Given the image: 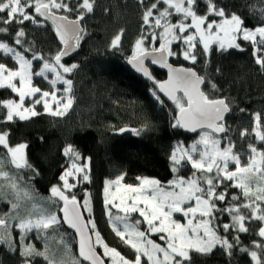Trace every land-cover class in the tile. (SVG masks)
<instances>
[{"label": "snow or ice", "instance_id": "snow-or-ice-1", "mask_svg": "<svg viewBox=\"0 0 264 264\" xmlns=\"http://www.w3.org/2000/svg\"><path fill=\"white\" fill-rule=\"evenodd\" d=\"M138 3L144 5L145 0ZM261 3L259 22L251 28L245 25L241 15L227 12L216 0H153L144 7L141 36L135 41L128 63L149 79L151 74L144 66L147 58H151L152 64L168 69V79L156 82L154 87L175 104L173 127L197 133L198 139L187 147L178 144L174 148L170 170L176 175L166 183L156 178L137 177L136 185L122 184L123 175L105 181L107 222L121 243L133 250V259L126 258L104 241L92 218L90 194L85 192L81 202L71 191L77 184L69 183V177L82 174V180L77 183L91 182L90 158L80 163L81 154L72 145L66 146L63 153L71 164L60 176L63 183L53 185L50 196L36 202L30 186L22 188L17 180L20 170L35 172L27 158V145H10L8 132H0V147L5 150L0 154V178L7 181L15 202L7 201L10 213L0 214V243L16 250L9 219L17 221L15 227L21 230V241L28 232L35 230L39 235L63 223L75 230L78 255L70 251V245L63 238L62 254H49L47 249L40 252L34 245L25 244L20 251L24 264H31L36 256H43L47 264H192V251L209 255L219 247L231 255L242 243L240 234L264 238V115L253 114L251 128L238 131L241 141L238 144L225 124V117L231 111L228 98L210 95L201 87L206 85L211 93H218L217 85L191 68H173L168 63V57L182 55L195 64L198 55L207 57L214 50L213 45L221 52L233 48L244 51L242 42L246 41L253 49L254 62L264 70V0ZM94 6L95 0H0V36L7 34L11 38V43L0 41V51L18 64L13 69L0 63V89H10L19 96L18 101L0 100V116L4 120L29 121L42 114L62 117L72 108L73 81L65 78L60 70L71 73L78 65L66 66L61 60L80 47L85 34L81 24ZM246 10L255 17V6H248ZM47 21L63 45L54 57L37 53L31 44L27 49L22 47L27 43L25 22L41 25ZM122 33L123 30L111 40V48L120 45ZM177 41L179 53L172 50ZM198 45L202 46L199 53ZM16 46H21L20 50ZM29 51L32 52L30 59L25 55ZM34 62H42L39 70H34ZM48 73L54 74L48 81L51 91L33 84L34 77L47 80ZM58 82L65 87L57 89ZM153 95L160 100L155 91ZM26 98L30 100L28 106ZM37 105L43 106V113L36 111ZM131 131L140 134V130ZM186 166H190V174L180 176V170ZM3 187L0 185V193ZM3 198L0 195V200ZM47 201L59 206L62 216L50 212L45 206ZM133 214H138V218ZM176 214L182 217L183 223L175 219ZM224 215L229 217V222L219 223ZM250 224L258 227L250 228ZM153 234L160 243L151 238ZM250 247L256 250L250 251ZM99 248L103 251H98ZM240 251L249 254L255 264H264V239L253 240L250 246L240 247Z\"/></svg>", "mask_w": 264, "mask_h": 264}, {"label": "trees", "instance_id": "trees-1", "mask_svg": "<svg viewBox=\"0 0 264 264\" xmlns=\"http://www.w3.org/2000/svg\"><path fill=\"white\" fill-rule=\"evenodd\" d=\"M151 2L153 0H145V4L141 5L138 0H95L93 12L88 13L82 22L85 34L78 51L61 61L72 63L78 58V67L68 76L73 81L74 102L65 116L42 114L29 121L16 119L13 122H8L0 116V132L9 133L10 145H27V158L35 172L29 169L20 170L17 179L22 186H30L33 195L40 202L50 196L53 185L63 183L60 176L71 164L63 153L66 146L72 145L81 154L80 163L90 158L91 182L77 183L82 180V174L77 175L74 179L77 186L71 191L81 202L85 192L90 194L92 218L95 219L101 236L110 246L130 259L134 258L133 250L121 243L107 222L104 205L105 181L123 175V180L127 183H135L137 177L142 176L153 177L166 183L176 175L170 170V155L175 146L180 143L188 145L198 136L197 133L189 134L179 127H173L177 112L175 104L169 103L158 93L154 87L156 83L143 79L126 64L135 41L141 36L143 9ZM216 2L227 12L241 15L247 27H254L259 22L261 0ZM248 6H255V17L246 10ZM203 8L201 4V14ZM23 27L27 33V43L22 46L24 49L31 44L37 53L45 57H54L61 49L53 26L48 21L41 25L25 22ZM121 30L123 33L120 45L113 49L110 42ZM0 41L11 43V38L5 34L0 36ZM158 45L157 41L155 46ZM16 47L18 50L21 48ZM201 47L198 45L197 53ZM242 47L244 51L233 48L221 52L218 46L213 45L214 50L207 57L198 55L195 64L185 60L182 55L170 56L172 63L193 67L200 76L217 85L218 93H211L204 85L203 90L206 93L228 98L231 111L225 119V124L231 129L229 135L237 140L238 144L241 141L237 133L251 128L254 123L253 114L264 115V70L254 62L253 49L249 43L242 42ZM173 48L179 53V42L174 43ZM25 55L30 59L32 52H26ZM0 56L1 59L8 58L2 54ZM35 63L40 65L41 62ZM149 67L156 82L165 78L163 71L151 64ZM152 90L160 100L156 99ZM6 99L17 100L18 95L10 89H0V100ZM124 127L140 130V134L136 135L132 131L116 134L117 130ZM3 151L5 150L0 147V154ZM12 171L15 173L14 169ZM190 172L189 166H186L180 170L179 175L187 177ZM3 197L0 200V214L10 213L11 208L7 201H15L8 195ZM45 206L50 212H57L61 216L59 206L51 201H47ZM85 215L87 216V213ZM133 217L138 218V214H133ZM225 222H229L227 215L219 221ZM16 223V220L9 219L13 247L16 250L0 243V264H24L25 258L20 255V251L25 244L34 245L40 252L47 249L49 254H62V238L70 245V251L77 255L75 233L65 224L61 223L39 235L33 230L21 241V232L15 227ZM249 227L258 225L250 224ZM220 234L223 235V232ZM151 238L159 240L155 234ZM262 239L264 238L254 234L243 233L240 234L241 245L237 246L231 255L217 247L209 255L192 251L191 261L192 264H255L249 254L240 251V247L250 246L253 240ZM251 250L256 249L250 247ZM98 251L102 252L103 249L99 248ZM59 258L57 256V260ZM31 264L47 262L43 256H36L31 259Z\"/></svg>", "mask_w": 264, "mask_h": 264}, {"label": "rangeland", "instance_id": "rangeland-1", "mask_svg": "<svg viewBox=\"0 0 264 264\" xmlns=\"http://www.w3.org/2000/svg\"><path fill=\"white\" fill-rule=\"evenodd\" d=\"M157 31H159V30H157ZM179 41H177V42H174V43H178ZM173 43V44H174ZM179 44H180V42H179ZM172 50L174 51V48H173V45H172ZM0 54H2V55H4L3 54V52L2 51H0ZM74 62H72V63H69V62H63V64H65L66 66H71L73 63H75V64H77L78 65V58H75L74 60H73ZM0 63H4L8 68H18V64L14 61V60H12V59H10L9 57L8 58H5V59H1V56H0ZM42 66V62L40 63V65H37L35 62H34V64H33V67H34V70H39V67H41ZM61 71V73H62V75L65 77V78H67V79H71L70 77H68V76H70L71 74H72V72L71 73H67V74H65V73H63L62 72V69L60 70ZM47 76H48V79L47 80H45L44 78H42V77H34L33 78V84L35 85V86H38V87H40L42 90H49V91H51L52 90V88H51V85L48 83V81L49 80H51V79H53L54 78V74H52V73H48L47 74ZM63 87H65L62 83H57V85H56V88L57 89H62ZM152 93H153V90H152ZM17 94V93H16ZM60 93L58 92L57 93V95H59ZM18 95V94H17ZM156 95H157V93H156ZM72 96H73V98H74V87L72 88ZM19 100V96H18V99H17V101ZM30 104V100L28 99V98H26V106H28ZM56 107V105L53 103V108H55ZM70 110V109H69ZM36 111L37 112H40V113H43V106L42 105H37L36 106ZM69 112V111H68ZM67 112V113H68ZM196 139H198V136L195 138V140ZM194 141V140H193ZM193 141L191 142V143H193ZM191 143H189L188 145H185V144H183V143H180L182 146H184V147H187V146H189ZM177 146V145H176ZM175 146V147H176ZM82 162V161H81ZM89 162V161H88ZM70 167V166H69ZM185 168V167H184ZM189 169L191 170V168H190V166H189ZM77 177V176H76ZM76 177H69L68 178V180H69V183H75V180L74 179H76ZM142 177H148V176H142ZM148 178H153V177H148ZM115 179V178H114ZM114 179H111V180H114ZM18 180V179H17ZM109 180V179H108ZM18 183L21 185V187L22 188H24V187H26V186H22V184L20 183V181L18 180ZM139 183V181L137 180V182H135V183H127V182H125L124 180L122 181V184H132V185H136V184H138ZM0 185H3L4 187H3V192L2 193H0V195H3V196H5V195H8L9 196V198H11L12 200H14L15 201V196H14V194H13V192L11 191V189H9L8 187H7V181L6 180H4L3 178H0ZM104 187H105V185H104ZM111 191H115V189L114 188H112L111 189ZM36 202H40L39 201V199L38 198H36ZM118 202V201H117ZM116 210H114L113 209V212H115ZM54 213H57V212H54ZM122 214V213H121ZM175 219H178V220H180L182 223L184 222V220L182 219V217L179 215V214H176L175 215ZM19 229V228H18ZM20 230V229H19ZM20 232H21V230H20ZM104 239V238H103ZM104 241L106 242V240L104 239ZM157 243H160V241L158 240V241H156ZM107 243V242H106ZM108 244V243H107ZM109 245V244H108ZM110 246V245H109ZM110 247H112V246H110ZM122 254V253H121ZM122 255H124V254H122ZM125 256V255H124ZM126 258H128V259H130L129 257H127V256H125Z\"/></svg>", "mask_w": 264, "mask_h": 264}, {"label": "water", "instance_id": "water-1", "mask_svg": "<svg viewBox=\"0 0 264 264\" xmlns=\"http://www.w3.org/2000/svg\"><path fill=\"white\" fill-rule=\"evenodd\" d=\"M59 14V13H58ZM41 19H43L44 20V18L43 17H40ZM70 18V17H69ZM50 24H51V22L50 21H48ZM81 26H82V24H81ZM83 27V26H82ZM53 30H54V28H53ZM54 34H55V32H54ZM55 37H56V35H55ZM56 39H57V41L59 42V44H60V48L62 49L63 48V45L60 43V41H59V39H58V37H56ZM159 46V45H158ZM157 46V47H158ZM60 49V50H61ZM78 51V48L74 51V52H72L69 56H66V57H63L62 58V60L61 61H64V60H66V59H68V58H70L72 55H74L76 52ZM168 63L169 64H171L172 65V67L173 68H191V69H193L198 75H199V73L193 68V67H190V66H186V65H177V64H174V63H172L171 62V60H170V57H168ZM135 73H137L139 76H141L143 79H145V80H147V81H149V82H152V83H156V80H155V78H154V76H153V74H152V72H151V69H150V67H149V64H151L153 67H155V68H157V69H159V70H161V71H163L164 73H165V78H163V79H161L160 81H158V82H163V81H166L167 79H168V69L167 68H164V67H161L159 64H152L151 63V58L149 57V58H147L146 60H145V67L148 69V71H149V73L151 74V77H152V79H149V78H147V77H145L142 73H140V72H137L129 63H128V60H127V63H126ZM203 86L204 85H202L201 87H202V90H203ZM157 91H158V93L166 100V101H168L169 103H171V104H174L173 103V101L167 96V95H165L163 92H160L159 90H158V88H157ZM177 113V112H176ZM229 115V113L226 115V117ZM226 117H225V119H226ZM125 129H129V131H131V129H135V128H130V127H124ZM182 131H184V132H186V133H189V134H195V133H192V132H190V131H188V130H186V129H184V128H180ZM129 131H125V132H129ZM125 132H123V133H125ZM123 133H121L119 130H117L116 131V134H123ZM61 216H62V213H61ZM86 216V215H85ZM67 227H68V225L67 224H65ZM69 228V227H68ZM70 229V228H69ZM70 230H72L74 233H75V230H73V229H70ZM75 237H76V234H75ZM77 240H78V237H76V252H77V255H78V243H77Z\"/></svg>", "mask_w": 264, "mask_h": 264}]
</instances>
